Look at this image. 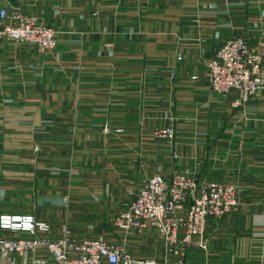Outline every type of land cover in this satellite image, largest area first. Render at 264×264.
Here are the masks:
<instances>
[{
    "label": "crops",
    "instance_id": "1",
    "mask_svg": "<svg viewBox=\"0 0 264 264\" xmlns=\"http://www.w3.org/2000/svg\"><path fill=\"white\" fill-rule=\"evenodd\" d=\"M0 6L57 31L47 51L0 38V214L47 219L52 238L64 225L77 238L102 234L134 257L165 264H264V90L235 106L233 91L216 94L205 77L226 38L243 32L251 45L264 38V0ZM169 124L173 142L154 134ZM184 168L238 186L236 206L208 219L206 248L167 249L149 225L114 224L146 177Z\"/></svg>",
    "mask_w": 264,
    "mask_h": 264
},
{
    "label": "built area",
    "instance_id": "2",
    "mask_svg": "<svg viewBox=\"0 0 264 264\" xmlns=\"http://www.w3.org/2000/svg\"><path fill=\"white\" fill-rule=\"evenodd\" d=\"M0 22V38L27 42L40 51L50 50L57 43L56 29L33 14L0 6ZM196 77L191 75L192 79ZM205 77L216 94L233 91L235 106L261 93L264 90V38L252 45L243 32L226 38L208 59ZM174 133L170 124L154 130L157 137L170 142ZM237 202L235 182L199 179L189 168L175 170L169 176L157 172L143 180L136 195L114 215L113 222L122 229H141L149 225L160 234L167 249L193 244L206 248L208 219L222 217ZM0 228L41 233L30 237L0 234L1 264H14L15 255L20 257L21 264H48V259L55 264H165L154 258L134 257L102 234L77 238L66 225L60 236L52 238L48 235L51 223L32 214H0ZM40 249H44V253H37Z\"/></svg>",
    "mask_w": 264,
    "mask_h": 264
},
{
    "label": "bare ground",
    "instance_id": "3",
    "mask_svg": "<svg viewBox=\"0 0 264 264\" xmlns=\"http://www.w3.org/2000/svg\"><path fill=\"white\" fill-rule=\"evenodd\" d=\"M26 14V13H25Z\"/></svg>",
    "mask_w": 264,
    "mask_h": 264
}]
</instances>
